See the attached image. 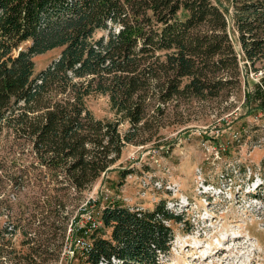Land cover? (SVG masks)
I'll list each match as a JSON object with an SVG mask.
<instances>
[{
    "label": "trees",
    "instance_id": "obj_1",
    "mask_svg": "<svg viewBox=\"0 0 264 264\" xmlns=\"http://www.w3.org/2000/svg\"><path fill=\"white\" fill-rule=\"evenodd\" d=\"M50 52L57 57L38 71L35 59ZM259 73L264 80V0H234L231 19L212 0H0V147L9 149L0 150V195L38 188L55 219L37 227L62 232H23L25 264H46L51 247L59 261L69 221L74 238L85 234L82 199L149 115L164 117L176 100L226 99ZM263 83L247 96L255 108L264 107ZM95 93L120 120L95 118L87 106ZM98 214L80 264H160L184 220L165 201L152 210L113 203ZM0 241L10 240L0 231Z\"/></svg>",
    "mask_w": 264,
    "mask_h": 264
},
{
    "label": "rangeland",
    "instance_id": "obj_2",
    "mask_svg": "<svg viewBox=\"0 0 264 264\" xmlns=\"http://www.w3.org/2000/svg\"><path fill=\"white\" fill-rule=\"evenodd\" d=\"M212 1L231 19L234 0ZM57 55L37 57V70ZM262 75L249 74L247 85L242 83L241 91L234 90L226 99L176 100L169 103L164 117L149 115L148 126L141 125L134 133L136 143L128 144L104 181L85 194L82 203L87 211L82 210L86 212L81 225L98 224V212L108 204L152 210L165 201L184 220L174 225L171 253L160 264H264V107L255 108L257 98L252 103L247 98L261 88ZM87 106L98 120H120L107 95H91ZM129 129L127 122L120 123L121 134ZM7 139L12 138H3V143ZM0 150L9 151L4 145ZM124 171L129 175L121 179ZM99 198L100 207L87 205ZM42 200L41 191L30 187H8L0 195V231L10 240L0 241L5 264H25L22 255L28 247L20 245L23 232L31 226L39 229L41 219L48 224L55 219L43 212ZM13 223L19 226L15 236L6 234ZM70 228L71 221L65 242L74 238ZM39 231L46 239L52 235L59 239L62 233L57 228ZM63 247L57 262L56 248H49L46 264H80L81 253L63 257Z\"/></svg>",
    "mask_w": 264,
    "mask_h": 264
},
{
    "label": "built area",
    "instance_id": "obj_3",
    "mask_svg": "<svg viewBox=\"0 0 264 264\" xmlns=\"http://www.w3.org/2000/svg\"><path fill=\"white\" fill-rule=\"evenodd\" d=\"M242 67L244 66V62L241 63ZM101 226V222L95 223L93 222L89 227L87 228V231L83 236H79L76 238H73L69 241V237L67 238V241L64 244V249H63V257H74L78 252L81 253V256L88 255L91 247H92V242L90 240V234L93 230L97 229L98 227ZM70 232L71 228H70Z\"/></svg>",
    "mask_w": 264,
    "mask_h": 264
}]
</instances>
